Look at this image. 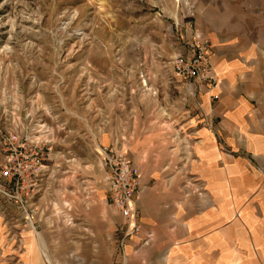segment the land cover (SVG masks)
I'll list each match as a JSON object with an SVG mask.
<instances>
[{"label": "rangeland", "instance_id": "obj_1", "mask_svg": "<svg viewBox=\"0 0 264 264\" xmlns=\"http://www.w3.org/2000/svg\"><path fill=\"white\" fill-rule=\"evenodd\" d=\"M197 3L0 0V141L23 138L19 162L37 174L0 184L10 195L0 193V264L138 263L152 236L137 204L140 233L122 241L124 220L105 200V148L140 167L142 190H202L194 147L207 123L187 96L206 85L173 69L205 41Z\"/></svg>", "mask_w": 264, "mask_h": 264}, {"label": "crops", "instance_id": "obj_2", "mask_svg": "<svg viewBox=\"0 0 264 264\" xmlns=\"http://www.w3.org/2000/svg\"><path fill=\"white\" fill-rule=\"evenodd\" d=\"M197 1L195 33L210 42L218 80L215 90L191 84L194 96L184 88L207 123L194 147L203 187L196 198L177 188L141 190L142 235L152 245L137 244L133 264H160L163 249L172 250L167 264L264 261V0Z\"/></svg>", "mask_w": 264, "mask_h": 264}, {"label": "built area", "instance_id": "obj_3", "mask_svg": "<svg viewBox=\"0 0 264 264\" xmlns=\"http://www.w3.org/2000/svg\"><path fill=\"white\" fill-rule=\"evenodd\" d=\"M211 49L209 41L196 39L191 56H179L173 61L175 75L181 80L195 81L215 90L218 80L211 64ZM218 98L213 96L214 100ZM24 141L22 138L21 144H18L15 135L11 134L7 135L3 143L0 141V146L2 144L3 148H6L4 159L0 160V184L5 188L12 184L17 186L22 180L37 175L34 168L26 170L19 162L18 151L24 147ZM101 159L105 170L107 202L124 220L120 226L124 241L128 236L138 235L141 230L138 223L137 199L142 190V179L134 164L119 151L105 148L101 151ZM5 191L0 190V193L10 196Z\"/></svg>", "mask_w": 264, "mask_h": 264}]
</instances>
